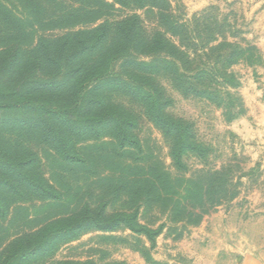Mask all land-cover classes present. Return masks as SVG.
<instances>
[{
	"label": "rangeland",
	"instance_id": "1",
	"mask_svg": "<svg viewBox=\"0 0 264 264\" xmlns=\"http://www.w3.org/2000/svg\"><path fill=\"white\" fill-rule=\"evenodd\" d=\"M28 1L36 12L24 10L19 0H0L2 92L16 89L26 80L37 88H44L40 82L30 79V74L35 73L38 79L44 80L55 75L38 63L44 57L42 41L54 43L64 35L90 30L102 22L112 27L135 14L147 34L164 30L156 15L132 6L95 8V13L90 14V0ZM102 1L113 4V0ZM165 1L161 3L162 8L167 7L176 21L189 27L191 40L209 43L215 39L218 43L254 48L253 55H247L248 59L230 69L237 87L229 89L233 98L227 108L206 99L183 97L166 79L160 82L172 101L165 112L193 124L198 142L206 149L204 156L188 153L183 158L185 169H177L170 156L171 142L148 120L141 102L116 89L104 88L102 92L108 94L109 108L114 104L131 111L136 122L131 135L134 144H138V149L131 148L122 159L116 157L120 150L111 139L108 127L102 128L103 135L97 141L107 145L79 152L81 157L91 160L78 169L52 157L53 152L43 144L40 130L8 125L25 114L1 117L6 123L0 124V149L9 152L23 149L26 156H37L39 163L35 171L53 183L64 203L71 206L46 207L45 202L36 200L16 207L12 206L14 199H9L8 204L14 209L5 220L0 216V243L10 236L33 231L45 217L66 214L73 206L84 209L89 205L95 210L105 204L108 213L131 208L140 197L124 188L120 181L137 174L134 165L145 173L163 170L170 177L191 180L207 171L219 170L231 179L236 197L211 207L193 223L173 220L162 204L142 207L139 223L152 230L161 228L153 241L122 227L110 232L83 231L72 240L60 242L53 252L32 253L27 258L29 264H264V0ZM74 7L81 10L74 12ZM97 16H100L98 21L88 23ZM83 18L87 23H79ZM14 57L16 61L9 67V71L14 70L11 76L10 72L6 73L8 64L2 70ZM118 70L116 67L115 72ZM39 96L43 95L34 94L32 99H41ZM95 143L90 140L80 144V148ZM143 158L144 163L137 162Z\"/></svg>",
	"mask_w": 264,
	"mask_h": 264
},
{
	"label": "trees",
	"instance_id": "2",
	"mask_svg": "<svg viewBox=\"0 0 264 264\" xmlns=\"http://www.w3.org/2000/svg\"><path fill=\"white\" fill-rule=\"evenodd\" d=\"M19 1L24 10L36 12L28 0ZM90 2V14L95 13V8L113 9L115 5L148 11L160 19L164 30L147 34L140 17L135 14L112 27L102 22L90 30L64 35L54 43L42 41L40 46L44 57L38 63L55 75L44 80L38 79L35 73L30 74V79L40 82L44 88L28 84L29 80H26L16 89L0 91V118L13 113L21 114L20 117L25 114L21 119L9 121L8 125L40 130L43 144L53 152L52 157L78 169L87 166L91 160L81 157L79 152L107 145L97 141L103 135L102 128L108 127L111 139L120 150L116 157L122 159L131 148L138 149V144H134L131 135L136 128L131 111L114 104L109 108L108 94L102 92L104 88L116 89L141 102L148 120L171 142L173 164L179 170L185 169V155L193 153L203 157L206 149L198 142L192 123L165 112L172 101L167 98L161 80L166 79L170 87L183 97L206 99L218 107L227 108L233 98L229 89L237 87L230 69L248 59L247 55H253L254 48L218 43L215 39L209 43L191 40L189 27L176 21L167 7L162 8L161 3H167L165 0H113V4L102 0ZM79 7L72 9L78 12ZM99 19L97 16L88 23ZM85 22L83 18L79 23ZM189 40L190 44L184 43ZM91 55L95 56L87 58ZM15 61V57L9 60L2 72L8 64L6 73L13 74L14 70L9 71V67ZM116 67L119 72H115ZM66 83L71 84L62 87ZM40 93L44 98H52L53 102L40 96L41 99H32L34 94ZM104 109H108L107 112ZM2 123L5 124L6 120L1 118ZM60 124L64 126L60 127ZM90 140L96 143L80 148V144ZM144 161L145 158L137 160L139 163ZM37 163V156H26L23 149H11L10 152L0 149V216L4 220L14 209L13 205L18 207L36 200L45 202L46 207L71 206L64 203L53 183L35 171ZM137 168L133 166L137 174L131 179L125 177L120 181L124 188L140 197L134 206L113 213L107 212L105 204L95 210L89 205L84 209L73 206L66 214L47 216L33 231L10 236L0 243V264H29L27 258L32 253L53 252L60 242L72 240L83 231L110 232L122 227L153 241L161 228L152 230L139 223L142 207L162 204L173 220L193 223L211 207L219 206L237 194L229 176L219 170L207 171L191 180L170 177L163 170H148L147 175ZM9 199H14L12 206L8 204Z\"/></svg>",
	"mask_w": 264,
	"mask_h": 264
}]
</instances>
